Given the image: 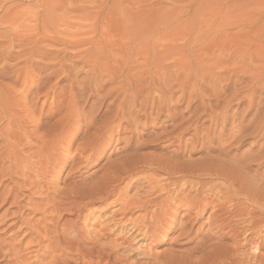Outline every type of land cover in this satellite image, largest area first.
Wrapping results in <instances>:
<instances>
[{"label": "rangeland", "instance_id": "1", "mask_svg": "<svg viewBox=\"0 0 264 264\" xmlns=\"http://www.w3.org/2000/svg\"><path fill=\"white\" fill-rule=\"evenodd\" d=\"M126 63L127 67L123 66ZM106 66L108 71L104 70ZM112 73L119 78L113 83L119 81L117 86L121 78L129 80L128 76L134 79L137 75V81L141 74L139 79L147 78L145 82L152 83L155 98H162L163 106L170 109L168 115L176 110L186 122L193 114L199 118L197 125L183 135L184 160L203 163L208 156L218 158L223 152L237 158L259 154L251 161L249 172L252 177L264 176V0H0L1 116L8 105L23 110L27 108L25 101L32 104L35 99L38 108L44 107V114L49 113L57 104L55 100H63L71 90L79 96L80 113L89 111L88 107L101 99L100 91L117 87L103 90L99 84L102 80L104 85L103 80ZM12 93L21 94V101L10 100ZM167 114L159 124L158 129H163L157 133L174 132L175 113L171 118ZM6 125L0 121V159L9 148L1 137V130L7 135L3 129ZM195 126L199 127V141L193 140ZM151 132L152 126L147 133ZM137 133L146 132L140 127ZM15 135L11 142L23 144L21 134ZM177 145L167 147V155L177 152ZM123 146L115 136L104 158L87 172L83 169L71 176V165L67 166L61 172L59 188L92 179L91 175ZM163 146L166 144L142 152L158 156L166 153L160 150ZM14 157L0 164V172H4L0 174V194L3 196V191L12 187L24 188L26 197L20 196L24 199L23 218L39 219L41 215L28 211L42 205L35 190L27 191L31 186L26 177L32 179L33 174H26L27 163H22L20 153ZM7 210L10 213L4 218L6 223L0 221V234L7 240L11 238L8 242H17L28 231L15 224L12 213L17 210L10 203L0 217ZM197 211L188 215L180 209L176 230L163 235L159 243L150 244V253L162 257L155 264L220 263L216 260L224 256L229 241L216 239L224 232L217 233L208 225L210 208L199 217ZM192 225L195 228L190 233ZM212 232L217 236L209 238ZM198 244H206L209 249L201 254L196 249ZM149 247L143 250L149 252ZM34 254L28 257L32 260Z\"/></svg>", "mask_w": 264, "mask_h": 264}, {"label": "bare ground", "instance_id": "2", "mask_svg": "<svg viewBox=\"0 0 264 264\" xmlns=\"http://www.w3.org/2000/svg\"><path fill=\"white\" fill-rule=\"evenodd\" d=\"M113 76L116 78L112 73L109 79L103 80L105 86L100 80L103 90L119 84L118 81L113 85L119 80ZM139 78L130 81L129 76V80L123 77L120 86L104 90L103 94L98 86L101 99L91 104L89 111H82L84 114L77 109L79 96L73 90L64 99L65 94L60 95L63 100H55L57 104L46 114L44 107L38 108L36 99L32 104L25 101L27 108L23 110L11 104L1 111L5 114L0 115V121L7 123L3 128L6 137L1 130L3 144L14 151L7 148L3 153L6 157L1 154L0 164L20 153L23 161L16 159L27 163L26 174H33L32 179L26 177L31 186L27 191L35 190L42 205L28 209L41 218L25 219L24 199L20 200V196H25L24 188L16 186L5 189L3 196L0 194V212L10 203L17 210L12 213L17 220L15 224H21V229L28 231L23 239L15 238L17 242H8L11 238L7 240L0 234V264H155L162 257L150 253V244L159 243L163 235L176 230L179 210L184 209L189 215L197 209L196 217H199L209 208L208 225L217 233L224 232L221 236L212 232L209 238L217 236L218 241H229L224 246V256L216 261L264 264L261 252L264 249V176L252 177L249 170L251 161L259 154L237 158L223 152L218 158L208 156L203 163L184 160L183 135L197 125L199 118L193 114L186 122L173 110L174 132L157 133L163 129H158L159 124L170 109L163 106L162 98H155L152 83L145 82V77ZM94 85L97 84L94 82ZM15 99L21 101V94L12 93L10 100ZM109 99L112 101L106 106ZM55 118L58 119L53 121ZM151 126L153 132L147 133ZM140 127L145 135L137 133ZM195 127L193 140L197 141L199 127ZM15 132L21 134L23 144L11 142ZM124 132L126 137L122 136ZM115 136L124 146L119 153L111 154L107 163L91 175L92 179L59 188L61 172L67 166L71 165V176L83 169L87 172L92 164L104 158ZM162 143L166 144L160 149L164 154L154 156L142 152L161 148ZM177 143L178 151L167 155V147ZM9 213V210L3 212L1 223H6L4 218ZM194 228L192 225L190 233ZM207 246L198 244L196 249L204 254ZM143 247H149V252ZM247 248L252 251L249 253ZM31 253H35L32 260V256L28 257Z\"/></svg>", "mask_w": 264, "mask_h": 264}]
</instances>
